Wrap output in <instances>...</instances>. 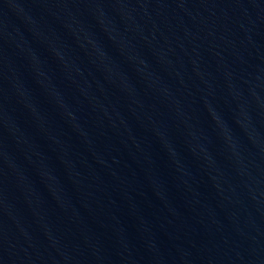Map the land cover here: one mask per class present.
Listing matches in <instances>:
<instances>
[{"label": "water", "instance_id": "1", "mask_svg": "<svg viewBox=\"0 0 264 264\" xmlns=\"http://www.w3.org/2000/svg\"><path fill=\"white\" fill-rule=\"evenodd\" d=\"M0 264H264V0H0Z\"/></svg>", "mask_w": 264, "mask_h": 264}]
</instances>
